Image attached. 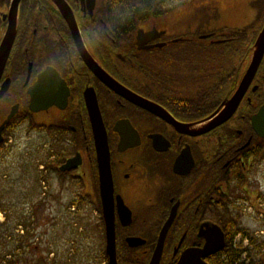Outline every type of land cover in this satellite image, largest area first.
Returning a JSON list of instances; mask_svg holds the SVG:
<instances>
[{"label": "flooded vegetation", "instance_id": "obj_1", "mask_svg": "<svg viewBox=\"0 0 264 264\" xmlns=\"http://www.w3.org/2000/svg\"><path fill=\"white\" fill-rule=\"evenodd\" d=\"M62 1L75 17L74 32L56 0H20L17 14L14 0H0V45L15 29L0 77V157L18 128L44 134L54 158L49 170L73 196L66 214L56 205L53 218L44 217L42 223L50 230L42 231L41 238L40 233L30 237L25 220L18 217L8 230L9 259L44 246L48 240L43 242L42 236L50 235L53 251L47 263L74 264V241L61 240L78 235L101 242V262L90 264H110V221L118 264H150L172 217L160 264H177L186 250L204 248L215 227L222 230L225 245L205 261L226 264L222 255L238 221L245 215L259 222L264 218V187L254 182L264 166V137L252 121L264 107V59L233 117L208 133L193 135L189 132L233 97L250 53L232 70L225 96L207 99L205 77H198V86L192 74L196 66L186 63V71L170 73L175 67L170 68V59L180 50L205 54L207 42L217 44V39L193 40L188 33L174 37L170 25L159 26L157 8L151 10L150 24H142L139 11L126 15L123 0ZM141 28L164 33L140 49ZM82 52L91 55L107 78L158 104L165 118L117 93L88 66ZM49 71L47 88L58 101L35 112L33 93ZM88 96L91 105L94 96L97 100L105 136L96 135ZM98 138L104 140L101 152ZM69 161L72 168L62 171ZM248 234L245 239L235 236V242L241 236L236 249L241 251L240 243L248 240V264L264 261V230ZM62 249L70 253L69 262L57 255ZM257 252L262 257L255 261Z\"/></svg>", "mask_w": 264, "mask_h": 264}, {"label": "rangeland", "instance_id": "obj_2", "mask_svg": "<svg viewBox=\"0 0 264 264\" xmlns=\"http://www.w3.org/2000/svg\"><path fill=\"white\" fill-rule=\"evenodd\" d=\"M253 1L159 0L161 8L169 12L161 20L158 19L157 21L160 23V27L170 25V30L174 32L181 31L182 33L187 32L190 37L193 34L192 31L196 30L198 26H202L201 28L205 32L210 35L214 33L216 38H219L222 35L221 31L224 26L234 28L258 17L256 13H253L255 12ZM170 10L174 11L170 13ZM261 11V21L256 25L254 30H260L263 25L264 1ZM252 29L249 28L246 33L249 35V40L246 41L248 35H243V43L241 44L244 48H246L245 45L247 43L251 44V32L254 31ZM49 143L51 142H48V137L44 134L30 130L29 127H20L14 132L12 140L8 142L0 157V264H8V258H10L8 230L9 227L15 226L18 223V217L25 220L24 223H26L30 237L39 236L40 233L41 238L42 231L48 233L50 230L49 226L43 224L42 221L44 217L48 221L53 218L56 211L53 210L54 206L57 205L59 207H57V210L60 213L64 212L66 214L69 211L68 205H70L69 201L73 198L72 192L65 187L63 180L58 179L55 173L49 170L50 167L47 168V171L42 170L44 164L48 165L54 159L52 157V146ZM256 178L254 181L255 186L259 187L260 185L264 187V166L261 167ZM44 181L47 184L45 188ZM236 228L235 232L240 229L246 232L248 230L251 232L254 229L264 230V218L259 222V218H256V216L245 215L238 221ZM236 235L234 233L232 236V244L235 249L238 246V241L241 239L239 235L237 242H235ZM49 237L50 235L45 236V238L42 236L41 240L43 242L48 240L47 244L30 249L27 255L23 257L19 253L13 255L12 261L14 264H48V254L53 251V248L49 244ZM77 237L79 236L76 235L75 238L71 239L64 237V240H61L63 244L66 240L74 241V245L71 247L76 250V255L73 257L76 259L74 264H90L94 261L100 263V250L102 248L100 240H84ZM262 237V241H264V235ZM240 245L242 249L240 252H245L238 262L240 264L243 261L248 264V257L250 256L247 254L248 240L242 241ZM54 248L56 249V247ZM257 253V255H254L255 261L262 257L259 252ZM59 254L63 255L66 262H69L68 257L70 253L64 252L62 249L61 252L57 253V255ZM227 254H223L222 260L220 258L219 260L226 262ZM220 263L218 262V264Z\"/></svg>", "mask_w": 264, "mask_h": 264}, {"label": "water", "instance_id": "obj_3", "mask_svg": "<svg viewBox=\"0 0 264 264\" xmlns=\"http://www.w3.org/2000/svg\"><path fill=\"white\" fill-rule=\"evenodd\" d=\"M59 7L63 11L66 19L68 20L69 24L71 25L73 32L77 30L76 27V20L75 17L70 10V8L66 5L64 1L56 0ZM20 0H14L13 2V11L17 14L18 7H19ZM14 27V26H13ZM11 30L7 32L5 35L1 45H0V77L2 75V72L5 68L8 55L10 52V49L12 48L13 41L15 38V29H14V35L8 37ZM164 32H160L156 28L146 31L143 28H141L138 31V45L141 48H143L149 41L152 39H155L157 37H160ZM211 35H201L200 40L202 39H208ZM178 41V40H176ZM222 41H216V43H221ZM82 55L88 64L89 67L92 68V70L100 76L112 89H114L117 93L121 94L122 96L129 99L131 102L138 104L142 107H145L158 115H161L165 118L164 113L162 112L163 109L156 103L150 102L136 93L130 91L123 85L116 82L114 79H111L110 77H106V73L103 72L100 67L96 64L94 59L91 57L89 53H83ZM250 60L248 63V67L245 71V74L239 84L238 89L236 90L235 94L231 99H228L224 101L222 108L218 109L214 114L206 118L204 121L200 122L201 127L196 129L194 132H189L193 135H201L210 132L211 130L219 127L220 125H223L227 121H229L233 115L236 113L241 100L243 99L244 95L246 94L250 84L252 83L254 77L256 76L262 62L264 59V27L262 28L261 32L259 33L254 45L253 49L251 50L250 54ZM52 73L46 72L41 83L37 86L36 90L33 93V106L35 112H39V110L42 109H48L52 103L57 102L56 97L52 95L50 90L47 88L48 80L50 79V76ZM41 88H44V90H40ZM41 94H43V99L41 98ZM89 106L92 113V119H93V125L96 131L97 136H102L104 134L105 136V129L102 122V119L100 117L99 109L96 107L97 100L94 96L93 103L91 105L90 96H88ZM253 125L258 135L261 137H264V107L260 109V111L254 115L253 119ZM104 144V140L98 138V145L100 146V152H101V146ZM72 161H69L65 166L62 167L63 171H67L72 168ZM172 224V217L170 218V222L168 221L164 227V230L161 233V237L159 239V245L156 249L155 254L152 257V260L150 264H160L162 259V253H163V247L165 242V236L168 227ZM109 226V234H108V255L110 264H118L117 256H116V237H115V231L113 228V222L108 221ZM225 245V239L224 234L222 230L219 227H215L212 229V231L206 235V244L204 248L201 249H188L186 250L179 258L177 264H209L207 261H205L206 258L218 253L221 249H223Z\"/></svg>", "mask_w": 264, "mask_h": 264}, {"label": "trees", "instance_id": "obj_4", "mask_svg": "<svg viewBox=\"0 0 264 264\" xmlns=\"http://www.w3.org/2000/svg\"><path fill=\"white\" fill-rule=\"evenodd\" d=\"M155 1V2H154ZM159 0H123L122 8L124 9L126 15L130 12H138L139 11V18L142 24H148L151 22V10L157 8L156 14L157 17H162L167 14L161 13L160 8L161 4L158 2ZM264 0H254L253 7L255 9L256 15L258 17L254 18L250 22H246L243 25H237L234 28H230L229 26H224L222 28V35L219 38H216V35L210 36V38H215L217 40H222L221 43H209L207 42V51L204 54L203 50L195 51L190 49L189 52L185 51H178L172 54V58L170 59V68L174 67L173 70H170V73L186 71V63L193 64L196 68L192 69V74L196 76L197 81L196 83L199 86V79L198 77L204 76L206 79V94L207 99H214L218 95L225 96L227 86L231 83L232 80V70L233 72L236 71V68L240 66L241 62L244 59L245 54L253 49V45L256 41V38L260 32V30H254L256 25L261 21L262 11L261 7L263 6ZM128 11V12H127ZM174 10H170V13ZM160 19V20H161ZM202 26H198L196 30L192 31V36L190 37L193 40H200L201 35L209 34L201 28ZM249 28H253L251 32L252 40L250 43H247L244 46L241 44L243 43V35L247 33ZM174 37H187L185 34L187 32L182 33L181 31H173ZM248 35V34H246ZM249 40V35L246 38V41ZM249 44V45H248ZM186 43H179L180 47H183ZM199 48V47H197ZM211 49V51L209 50ZM184 76V75H182ZM209 102V100H208ZM210 110L209 103L205 110V114H208ZM242 234L243 238L249 237L248 232L245 230H238L235 232L236 234ZM233 238L229 242V250L226 252L227 260L226 264H239V260H241L243 252L238 251L234 248ZM250 257V256H249ZM8 264H14L13 261L8 259ZM240 264H246L243 261ZM255 264H264V261L255 263Z\"/></svg>", "mask_w": 264, "mask_h": 264}]
</instances>
